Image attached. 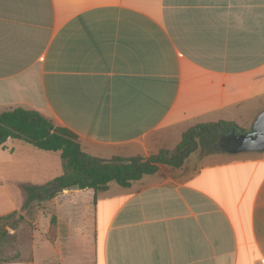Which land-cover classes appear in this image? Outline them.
<instances>
[{
	"label": "crops",
	"instance_id": "crops-1",
	"mask_svg": "<svg viewBox=\"0 0 264 264\" xmlns=\"http://www.w3.org/2000/svg\"><path fill=\"white\" fill-rule=\"evenodd\" d=\"M17 108L105 160L174 149L198 124L249 130L264 0H0V113ZM213 153L230 158L38 203L30 253L0 264H264V153ZM0 199V217L21 208L4 185Z\"/></svg>",
	"mask_w": 264,
	"mask_h": 264
},
{
	"label": "trees",
	"instance_id": "trees-1",
	"mask_svg": "<svg viewBox=\"0 0 264 264\" xmlns=\"http://www.w3.org/2000/svg\"><path fill=\"white\" fill-rule=\"evenodd\" d=\"M232 129L241 131L228 122L198 124L183 134L180 144L174 149H163L149 158L114 157L105 160L86 153L75 133L36 111L17 108L0 113V149L5 150V144L9 140H19L41 151L59 153L64 167L61 176L45 185H21L27 193L26 202L20 211L0 217V243L9 236L6 227L1 229L3 223L15 217L24 220L27 213L38 207L33 204L36 201H49L60 192L76 185L80 190L91 189L96 194L107 191L111 183L129 188L133 182L157 173L160 165L182 168L190 155L197 150L198 139L211 143L219 132L227 133V130ZM221 140L225 144L220 150L224 151L231 138L223 137ZM3 262L10 261L3 260L0 263Z\"/></svg>",
	"mask_w": 264,
	"mask_h": 264
},
{
	"label": "rangeland",
	"instance_id": "rangeland-1",
	"mask_svg": "<svg viewBox=\"0 0 264 264\" xmlns=\"http://www.w3.org/2000/svg\"><path fill=\"white\" fill-rule=\"evenodd\" d=\"M220 135L225 136L227 133L219 132L211 143L198 139V148L190 155L188 160L193 162L202 157L203 154L209 155V161L214 158H230L229 155H215L213 153L217 150L214 144L218 141ZM180 141L181 134L178 130L172 131L170 133L171 148L176 147ZM7 146L9 149L13 148L14 151L8 152L0 149V187L4 185L11 196L17 197L20 207L25 204L27 193L18 183L45 185L44 183L47 184L64 173L63 161L59 153L41 151L19 140H9ZM206 161L207 159L204 162ZM38 203L43 204V202L38 201L33 204ZM45 205L40 207V209L47 211ZM35 209L36 207L27 213L24 220H21V217H15L3 223L4 225H2L1 229L3 230L6 227L9 236L3 238L0 243V262L3 260H18L20 256H24L25 251L30 253L33 244L32 237L36 230L33 225V218L36 215ZM47 215L40 216V220H43L45 224L49 220Z\"/></svg>",
	"mask_w": 264,
	"mask_h": 264
},
{
	"label": "water",
	"instance_id": "water-1",
	"mask_svg": "<svg viewBox=\"0 0 264 264\" xmlns=\"http://www.w3.org/2000/svg\"><path fill=\"white\" fill-rule=\"evenodd\" d=\"M231 138L225 153L239 155L245 153H264V110L255 118L249 130H227ZM69 190H80L78 185Z\"/></svg>",
	"mask_w": 264,
	"mask_h": 264
},
{
	"label": "flooded vegetation",
	"instance_id": "flooded-vegetation-1",
	"mask_svg": "<svg viewBox=\"0 0 264 264\" xmlns=\"http://www.w3.org/2000/svg\"><path fill=\"white\" fill-rule=\"evenodd\" d=\"M223 137H229V136H228V135H225V136H224V135H220V138H219L218 141L215 142V144H214V145L216 146L217 150H219V151H221L220 148L222 147V145L225 144V142L221 140V138H223ZM227 146H228V145H227ZM227 146H226V147H227ZM226 147H225V149H226Z\"/></svg>",
	"mask_w": 264,
	"mask_h": 264
}]
</instances>
